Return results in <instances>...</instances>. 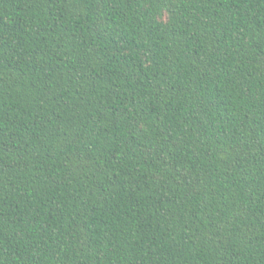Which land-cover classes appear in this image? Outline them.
<instances>
[{
	"label": "trees",
	"instance_id": "obj_1",
	"mask_svg": "<svg viewBox=\"0 0 264 264\" xmlns=\"http://www.w3.org/2000/svg\"><path fill=\"white\" fill-rule=\"evenodd\" d=\"M0 264H264V0H0Z\"/></svg>",
	"mask_w": 264,
	"mask_h": 264
}]
</instances>
